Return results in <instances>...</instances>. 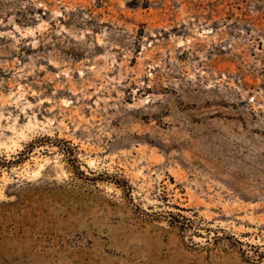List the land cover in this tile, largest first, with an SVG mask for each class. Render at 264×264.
<instances>
[{"label":"rangeland","instance_id":"obj_1","mask_svg":"<svg viewBox=\"0 0 264 264\" xmlns=\"http://www.w3.org/2000/svg\"><path fill=\"white\" fill-rule=\"evenodd\" d=\"M0 264H264V0H0Z\"/></svg>","mask_w":264,"mask_h":264}]
</instances>
